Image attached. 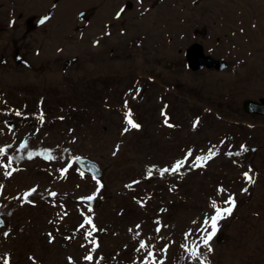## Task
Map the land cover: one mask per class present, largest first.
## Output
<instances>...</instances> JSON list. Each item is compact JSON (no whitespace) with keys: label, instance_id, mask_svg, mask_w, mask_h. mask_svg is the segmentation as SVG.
I'll use <instances>...</instances> for the list:
<instances>
[{"label":"rangeland","instance_id":"rangeland-1","mask_svg":"<svg viewBox=\"0 0 264 264\" xmlns=\"http://www.w3.org/2000/svg\"><path fill=\"white\" fill-rule=\"evenodd\" d=\"M194 44L226 70L192 71ZM246 100L264 103V0H0V264H264V117Z\"/></svg>","mask_w":264,"mask_h":264},{"label":"snow or ice","instance_id":"snow-or-ice-1","mask_svg":"<svg viewBox=\"0 0 264 264\" xmlns=\"http://www.w3.org/2000/svg\"><path fill=\"white\" fill-rule=\"evenodd\" d=\"M117 18H119V15L117 16ZM48 19V17H44L40 23L43 24L46 20ZM15 115L19 116L20 113L19 112H15ZM162 115H164L165 119H164V123L166 124L167 127H173L174 125L168 123V117L165 113L162 112ZM40 119H43V116L41 115ZM125 122L132 128V129H136V130H139L140 128V125L138 123H135L132 119H131V113L130 112H126L125 113ZM129 129L128 128H125L124 129V132H127ZM27 147V143L25 142V144H22L21 145V150L25 149ZM242 149H243V146H242ZM118 150V148H117ZM243 150H246V149H243ZM6 153V149L5 148H0V156L4 155ZM37 155H43L45 159L47 160H52L54 159V157L52 156V154L50 152H45V153H37ZM189 155H191L189 153ZM212 155L213 153L211 151L208 152V155L207 156H201L198 159V163L203 161V162H206L207 160L211 159L212 158ZM28 158L31 159L32 158V153L29 152L28 153ZM12 157H8L7 160H8V164L10 165L12 163ZM77 159H79V157H77ZM184 164V161L181 159V160H177L172 166L171 168H164L162 170V175L163 173L165 172H168L169 170H171L172 172H177ZM201 166H203V164H201ZM2 167H5V165L3 164H0V168ZM62 172L63 171H66V169H62L61 170ZM11 173L10 172H5V175L8 176L10 175ZM81 177L83 178L84 176V173H80ZM149 175H150V172H149ZM245 176L247 177L248 174L245 173ZM249 180H250V177H248ZM97 183L99 184V181H97ZM247 189H245L246 191ZM36 189L33 188L31 189L29 192H26L24 194L25 198L30 196L33 192H35ZM225 190L223 188H220L218 189V193H223ZM52 196H56V193L55 192H52L51 193ZM86 199L88 201H91L92 199H94V196H87ZM26 202H28L26 200ZM226 203L229 205V207L225 208V209H222L220 206H218L217 204V201L216 200H210L209 202V205H208V208H209V212H208V218L204 219L203 220V223L210 227L211 228V232L209 234H207L205 237H203V245L205 247L208 248V251H211L212 249L209 247V241L216 235V232L218 230V222L220 220H222L223 218L226 217V215H231L232 211H233V207L235 206V200L232 196H228L226 198ZM143 206V205H141ZM89 211H91V209L89 208ZM83 215V213H82ZM159 223V222H157ZM84 224H87V225H91L92 224V221L89 217L85 216V219H84ZM81 227H83V224L81 225ZM93 230H95V227L93 226ZM160 229H156V231H159ZM90 234V233H89ZM5 235H7V233H5ZM182 248H184V251L188 253V255L194 259V260H200V253H199V249L198 247H196L195 245H193L192 247H189L188 245L186 244H181L180 245ZM140 248L141 249H144L146 248V244L141 241L140 242ZM94 250V249H93ZM164 251H167V249L165 248ZM150 256V260L148 262V264H155V262L153 260H151V256L152 254L150 253L149 254ZM85 259L88 260V261H92L93 257L91 255H87L85 256ZM5 264H8V261L5 260ZM70 264H71V261H70ZM160 264H163V262L161 261ZM200 264H204V261L203 260H200Z\"/></svg>","mask_w":264,"mask_h":264},{"label":"water","instance_id":"water-1","mask_svg":"<svg viewBox=\"0 0 264 264\" xmlns=\"http://www.w3.org/2000/svg\"><path fill=\"white\" fill-rule=\"evenodd\" d=\"M185 54L188 67H190L192 71L201 70L204 67L208 70L215 69L217 71H223L226 69V65L223 62L215 61L210 57L202 55V49L197 44L192 45ZM262 105V103L260 104L253 101H245L242 104L245 113L264 116V107ZM77 164L81 170L95 178H99L102 175L98 164L95 162L81 159L77 162Z\"/></svg>","mask_w":264,"mask_h":264},{"label":"bare ground","instance_id":"bare-ground-1","mask_svg":"<svg viewBox=\"0 0 264 264\" xmlns=\"http://www.w3.org/2000/svg\"><path fill=\"white\" fill-rule=\"evenodd\" d=\"M261 3V2H260ZM258 5V4H257ZM263 9V8H262ZM123 112V111H122ZM126 112V111H125ZM131 116H132V114H131ZM29 148V147H28ZM27 150V149H26ZM30 152V151H29ZM32 152V151H31ZM18 161V160H17ZM19 162V161H18ZM20 163V162H19ZM25 163V162H24ZM2 164V163H1ZM2 173V172H1ZM253 173V172H252ZM4 175V174H3ZM15 175V174H14ZM5 177V176H4ZM2 179V178H1ZM8 179H10V178H8ZM10 181H12V180H10ZM1 184H2V182H1ZM6 185V184H5ZM53 188V187H52ZM60 188V187H59ZM58 190V189H57ZM47 191H48V189H47ZM54 191V190H53ZM35 194V193H34ZM46 194H48V193H46ZM14 197V196H13ZM41 197V196H40ZM46 198H48V200H49V198L50 197H46ZM52 199V198H51ZM54 199V198H53ZM23 200H25V198L24 199H18V200H16V201H14V200H12V202H10V204L11 205H15V203H17V204H19L20 202H22ZM57 200V199H56ZM81 201V200H80ZM70 203V202H69ZM16 204V205H17ZM65 206V205H64ZM71 226V225H70ZM99 226V225H98ZM50 227V226H49ZM52 228H53V226H52ZM49 229V228H48ZM86 230V229H85ZM61 233V232H60ZM93 234V233H92ZM50 235V234H49ZM95 235V234H94ZM81 236V235H80ZM52 237H53V234H52ZM57 238V237H56ZM108 238V237H107ZM132 239V238H131ZM27 240V239H26ZM32 240V239H31ZM8 241H9V239H8ZM8 241H6L5 240V238H4V236H3V232H0V246L1 245H3V247L5 246L6 247V242L8 243ZM35 242V241H34ZM33 242V243H34ZM112 242V240H109L108 241V243H111ZM11 243V242H10ZM15 244V243H14ZM23 244V243H22ZM26 244V243H25ZM30 244V243H29ZM92 245V244H91ZM147 246H149V245H147ZM179 246V245H178ZM91 247V246H90ZM111 247V246H110ZM52 247H49V250L51 249ZM55 248V247H54ZM7 250H8V248H6ZM63 249V248H62ZM89 249V248H88ZM150 249V248H149ZM48 250V251H49ZM53 250V249H52ZM51 250V251H52ZM40 252V251H39ZM42 252H44V249H43V251ZM38 253V252H37ZM36 252H34V253H32L33 254V256H34V258L35 259H37V264H45V262H46V256H50V257H52V255L51 254H46V253H43V254H41V253H39V254H37ZM152 253V252H151ZM7 254V253H6ZM54 255H55V252H54ZM57 256V255H56ZM30 258V257H29ZM2 259V258H1ZM34 260V259H33ZM51 258H47V261H49V262H51ZM56 260V259H55ZM4 261V260H3ZM2 261V262H3ZM12 261V260H11ZM15 261V260H14ZM104 260H102V259H96L94 262H95V264H101V262H103ZM106 261V260H105ZM114 261V260H113ZM155 262V261H154ZM4 263V262H3ZM108 263V262H107ZM49 264V263H48ZM114 264V263H113Z\"/></svg>","mask_w":264,"mask_h":264},{"label":"trees","instance_id":"trees-1","mask_svg":"<svg viewBox=\"0 0 264 264\" xmlns=\"http://www.w3.org/2000/svg\"><path fill=\"white\" fill-rule=\"evenodd\" d=\"M58 1H60V0H53V4H56ZM49 16H50V11H49V13H47L46 15H44V16L38 18V22H37L36 24H41L40 21H41L44 17H48V18H49ZM32 20H33V22H34V20H36V19H34V17H32V18H30L28 21H26V23H25V28H26V32H27V33H30L32 30L35 29V27H31V28L29 27V23H30Z\"/></svg>","mask_w":264,"mask_h":264}]
</instances>
